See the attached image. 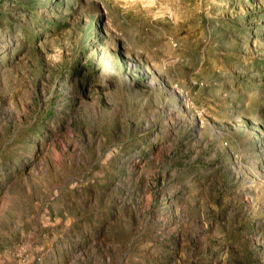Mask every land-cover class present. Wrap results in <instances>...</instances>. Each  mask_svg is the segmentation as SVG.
Masks as SVG:
<instances>
[{
  "label": "rangeland",
  "instance_id": "1",
  "mask_svg": "<svg viewBox=\"0 0 264 264\" xmlns=\"http://www.w3.org/2000/svg\"><path fill=\"white\" fill-rule=\"evenodd\" d=\"M0 264H264V0H0Z\"/></svg>",
  "mask_w": 264,
  "mask_h": 264
}]
</instances>
